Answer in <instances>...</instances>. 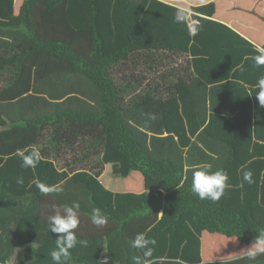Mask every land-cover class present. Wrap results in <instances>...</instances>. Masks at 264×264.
<instances>
[{"label":"trees","instance_id":"obj_1","mask_svg":"<svg viewBox=\"0 0 264 264\" xmlns=\"http://www.w3.org/2000/svg\"><path fill=\"white\" fill-rule=\"evenodd\" d=\"M68 2L41 0L32 10L25 0L16 16V0H4L9 20L0 31L20 39L0 48V157L36 148L60 170L99 178L108 146L112 157L120 154L131 171L167 185L175 198L118 217L101 209L107 223L98 227L91 219L99 208L93 193L74 177L42 196L0 186V264H56L50 255L56 234L47 218L73 202L80 204L75 231L83 243L62 264H137L138 259L143 264L141 251L131 246L139 233L156 241L151 264H264V255L210 263L202 257L205 233L252 245L264 230V173L258 169L256 180L243 188L239 183L227 188L219 201L201 200L184 178L185 150L165 133L178 90L189 92L202 126L210 113H244L241 138L223 145L230 150L219 167L229 174L238 143L253 152L264 146L253 137L248 88L238 81L200 88L188 57L193 36L187 14L162 0L127 1V45L108 56L96 32L95 0H90L93 35L71 27ZM170 122L182 125L174 118ZM55 176L61 182L63 175Z\"/></svg>","mask_w":264,"mask_h":264},{"label":"crops","instance_id":"obj_2","mask_svg":"<svg viewBox=\"0 0 264 264\" xmlns=\"http://www.w3.org/2000/svg\"><path fill=\"white\" fill-rule=\"evenodd\" d=\"M40 1L30 0L31 9L35 10ZM127 1L95 0L98 9L95 19L96 32L102 40L104 56L127 45L128 25L124 14ZM162 1L184 11L187 14L190 33L192 29L195 31L191 33L193 41L188 57L195 77L202 81L200 88L203 85L204 88L220 85L226 81H238L248 88L254 108L253 137L256 142L264 145V107L259 105L255 96V86L258 79L264 76V66H257L253 60V57L259 54L257 50H264V0ZM24 2L25 0H16V16H19ZM67 18L75 30L91 35L95 33L90 23V0H69ZM8 20L4 0H0V26H4V22ZM19 39L18 35H13L12 38L11 33L0 31V48L13 46ZM181 91L184 95L178 90V103L168 116L169 120L167 118L165 122V133L173 135L185 150L184 178L191 185V171L196 167L207 164L213 170L220 169L219 166H222L230 150L223 145L241 138L240 128L245 118L242 112L226 116L210 113L207 123L202 126L189 92ZM171 118L179 120L181 127H175L170 122ZM238 145L239 149L232 161V172L228 174L231 188L236 183H239L241 188L244 187L245 171L252 172V181L258 177V169L264 173V146H261V152H253L252 149H244L240 143ZM214 148L218 153H212ZM107 151L108 146H105L102 155L105 170L99 178L89 172L70 174L66 170H60L57 163L42 158L36 168L26 169L21 167L22 161L18 153L12 157H0V186L18 195L22 192L38 193L42 196L46 193L41 190L40 185L52 189L64 183L67 178L74 177L77 182L91 189L94 202L100 209L116 217L128 213L132 208L175 198L174 191L167 185L145 180L115 155L113 156L117 158L110 155L112 172L110 177L106 178L109 166L105 161ZM239 154L245 155L243 159L237 157ZM56 174L63 175L61 182L55 180ZM21 177L23 183H17ZM230 242L235 245L231 251L229 248L222 252L217 247V243L231 244ZM242 247L236 238L228 239L205 233L202 237L203 261H225L247 255L242 253Z\"/></svg>","mask_w":264,"mask_h":264},{"label":"clouds","instance_id":"obj_3","mask_svg":"<svg viewBox=\"0 0 264 264\" xmlns=\"http://www.w3.org/2000/svg\"><path fill=\"white\" fill-rule=\"evenodd\" d=\"M179 19V17H178ZM258 55L253 57L257 66H264V50H257ZM255 94L259 105L264 107V76H261L256 86ZM149 118L155 120V114H150ZM18 155L22 161L23 168H36L41 160V153L36 148L18 150ZM243 180L252 183V172L245 171ZM229 175L224 169L213 170L210 165L203 164L192 171L191 191L201 200L219 201L224 195L229 185ZM17 183H23V179L18 178ZM41 190L47 193L50 189L40 185ZM80 204L73 202L71 205H64L55 208V214L48 216L47 222L53 234H56V248L51 251L50 255L56 264H62L70 258L71 251L76 247L79 241L76 229L80 223L79 218ZM92 223L98 227H102L107 223V216L101 209L96 208L92 211ZM156 241L148 238L145 233H139L132 241V247L139 249L143 256V264H151V257L154 253ZM247 259L255 261L258 256L264 255V230L258 232V236L252 246L246 250ZM137 264H140L139 259Z\"/></svg>","mask_w":264,"mask_h":264},{"label":"rangeland","instance_id":"obj_4","mask_svg":"<svg viewBox=\"0 0 264 264\" xmlns=\"http://www.w3.org/2000/svg\"><path fill=\"white\" fill-rule=\"evenodd\" d=\"M110 154H112L111 152L110 153H108V151L106 152V155H105V161H107L108 162V164H109V166H108V170L106 171V175H105V177L106 178H109L110 177V175H111V159H110ZM118 156H120V158H121V160H124V159H122V157H121V155L120 154H118ZM229 241H235V240H229ZM231 243V242H230ZM233 246H235V245H232V243L231 244H227V243H224V244H219V243H217V247H218V249H220V251H222V252H224L226 249H229L230 248V251H231V249H232V247ZM252 245H243V252L242 253H245V254H247V252H246V250L247 249H249L250 247H251Z\"/></svg>","mask_w":264,"mask_h":264},{"label":"built area","instance_id":"obj_5","mask_svg":"<svg viewBox=\"0 0 264 264\" xmlns=\"http://www.w3.org/2000/svg\"><path fill=\"white\" fill-rule=\"evenodd\" d=\"M194 24H197V23H194ZM191 33H195L194 29H192V32Z\"/></svg>","mask_w":264,"mask_h":264}]
</instances>
